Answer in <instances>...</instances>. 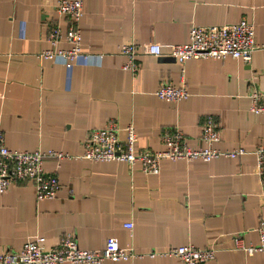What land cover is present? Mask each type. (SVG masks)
<instances>
[{
	"label": "crops",
	"instance_id": "crops-1",
	"mask_svg": "<svg viewBox=\"0 0 264 264\" xmlns=\"http://www.w3.org/2000/svg\"><path fill=\"white\" fill-rule=\"evenodd\" d=\"M59 0H0V131L18 152L83 153L86 135L114 122L136 131L135 152L160 151V135L178 129L191 148L202 146V123L211 116L220 130L218 149H244L236 159L163 161L158 175L139 164L45 159L43 169L60 184L55 198L37 200L31 182L0 193V254L19 252L36 236L55 248L72 233L81 250L102 249L109 239L140 258L102 264H181L159 256L193 245L215 248L209 264H264V253L234 249L238 235L256 245L264 221L261 182L252 154L264 146V114L249 111V96L264 93V0H83L81 52L71 65L39 60L51 45L50 29L68 28ZM245 20L255 26L256 48L248 64L227 58L188 60L169 55L185 44L191 26ZM133 43L138 70H123L118 46ZM154 43L160 56L144 53ZM84 56H87L85 58ZM184 87L188 97L165 102L164 84ZM130 224L132 228L125 225ZM158 256L150 257L149 254Z\"/></svg>",
	"mask_w": 264,
	"mask_h": 264
},
{
	"label": "built area",
	"instance_id": "built-area-1",
	"mask_svg": "<svg viewBox=\"0 0 264 264\" xmlns=\"http://www.w3.org/2000/svg\"><path fill=\"white\" fill-rule=\"evenodd\" d=\"M55 12L68 19V28L62 31L58 26L49 31L48 41L55 47L64 40L68 49L46 50L37 55L39 60H50L61 65H71L80 56L81 30L80 22L83 16V0H59L54 5ZM255 26L245 20L237 23L197 27L191 26L188 41L185 44L173 45L169 55L180 65L188 60L213 59L222 61L227 58L248 64L256 48L254 40ZM118 53L126 58L123 70L136 73V49L133 43L118 46ZM144 53L160 56V47L149 43L144 47ZM88 59L87 56H84ZM165 102H179L188 97L184 87L175 88L164 83L154 93ZM249 111L253 114H264V93H252L249 96ZM122 131L114 122L100 130L90 131L83 143V153L70 156L54 151L18 152L7 148L5 138L0 131V193L7 191L17 182H31L35 187L37 200L53 199L60 190V184L54 174L43 169L45 159L61 161L65 159L87 160L94 163L125 162L130 166L140 165L144 175H158L163 161H202L211 162L216 159H236L246 154L244 149L223 151L216 145L221 140V133L215 120L211 116L204 118L202 123V146L191 148L181 131L166 130L160 135L162 149L160 151L135 152L136 131L127 126L124 141L119 139ZM256 160L255 174L261 182V196L264 202V146L258 147L252 153ZM132 228V225H125ZM258 235L256 245H245L238 235L232 240L234 249L244 252L247 256L264 253V221H260L255 229ZM216 249L209 247L200 249L193 245H186L169 249L159 256L175 257L181 264H209L215 259ZM158 256L157 253L149 254ZM132 249L121 248L116 240L109 239L102 249L85 251L78 246L77 239L72 233H66L55 248H46L45 239L36 236L27 242L19 252L0 254V264H102L104 261L128 262L140 258Z\"/></svg>",
	"mask_w": 264,
	"mask_h": 264
}]
</instances>
